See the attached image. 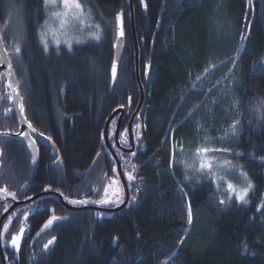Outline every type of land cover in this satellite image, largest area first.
Wrapping results in <instances>:
<instances>
[{
  "label": "trees",
  "instance_id": "trees-1",
  "mask_svg": "<svg viewBox=\"0 0 264 264\" xmlns=\"http://www.w3.org/2000/svg\"><path fill=\"white\" fill-rule=\"evenodd\" d=\"M44 1L0 0V28L10 49L12 25L18 26L19 56L12 66L24 114L55 143L60 160L55 163L57 154L43 144L33 164L25 143L10 135L18 125L2 75L0 187L19 199L48 188L63 197L96 196L113 167L118 174L109 164L106 119L140 100L129 0H81L96 37L48 48L38 36ZM144 1L146 14L132 0L145 122L144 151L132 157L135 200L101 212L69 210L54 195L39 197L43 211L32 217L21 245H3L6 264H264V0ZM119 13L124 50L110 91ZM220 61L226 66L221 73L206 83L197 80L209 63ZM223 86L233 94L219 103ZM203 154L230 160L244 173L249 186L243 203L217 202L221 189L209 176L217 173L201 162ZM91 172L98 183L85 190ZM227 181L233 182L219 183ZM5 203L0 200V215ZM20 208L5 219L1 240L7 222V242L20 231ZM52 214L66 218L31 246Z\"/></svg>",
  "mask_w": 264,
  "mask_h": 264
},
{
  "label": "rangeland",
  "instance_id": "rangeland-1",
  "mask_svg": "<svg viewBox=\"0 0 264 264\" xmlns=\"http://www.w3.org/2000/svg\"><path fill=\"white\" fill-rule=\"evenodd\" d=\"M44 7H45L46 17L38 32L39 40L41 43H43V45L58 46L59 44H64L68 46V43L74 40L82 41L89 37L90 38L96 37V28L94 27L92 23L91 13L81 0H45ZM17 28L18 26H16V22H14L12 25L13 41L11 40L10 49L5 48L7 53L10 52V55L8 54V56L11 58V59L9 58L11 64H13V59L18 58L19 56L18 47H19L20 42H17L15 40L16 35L19 34V30ZM0 31H1V28H0ZM1 36H2V31H1ZM3 43H4V40H3ZM225 67H226L225 62L223 63V61H220L217 63H209L206 69L203 71V73H201V75L197 77V80L202 81L204 83L209 82L216 73L218 72L221 73V71ZM2 75H1V80L3 78ZM1 86H2V82H1ZM3 86H5L6 88L5 84H3ZM221 88H222L221 90L218 89V91H220L219 94L222 95V97H220L221 100L219 101V103L221 101L223 102L224 99H226L229 94L231 95L233 94L232 92L233 90L231 86L229 87L223 86ZM5 93L6 95H8L9 93L8 90H5ZM224 114L225 115L229 114V111L226 110V108L224 109ZM233 126L234 124L228 125V130H231ZM212 154H214V152ZM118 156L120 155L118 154ZM198 156L199 155H197V157ZM200 160L203 164L206 165V168L208 169V171L210 169H213L217 173L216 175L209 174V176H211L217 182L216 183L217 187L221 189V190L219 189L220 191L218 192L217 202H227L231 199H236L238 200V202L240 201V203H243L241 201L245 200L247 188L249 186L247 178L245 177L244 173H242L239 169L235 170V166L233 165V162H231L230 160L222 159L218 156L216 157L213 155L209 156V155L203 154V155H200ZM97 167L98 166L95 165L92 171L95 170ZM208 171H207V174H208ZM113 172H114V175L117 176L116 180H117L118 187L120 188L121 191H123L122 182L120 180V177L115 172V169ZM125 173L127 174L129 173L127 175V177L129 178V176L131 175V171L130 172L126 171ZM94 177L95 176H93V172H91L88 180L83 184V188L85 190L88 189L91 184L98 183V180L94 182L92 181ZM229 178L232 179L233 182L237 181L238 184H235V183L232 184L233 182L229 183L228 181H227V183H229L228 185H225L224 183H219L223 179L228 180ZM104 186L105 184H103L101 187L99 186V189L97 188V191H98L97 195L99 196H92V195L87 194L80 198H77V197H73V198L64 197V198L70 204L80 205V206L81 205H95V206L99 205V206L109 207L112 203L121 204L123 202V201L121 202L123 197L116 199L111 203L101 202L100 197L101 195L104 194L103 192ZM25 199L27 198H23V199L17 198L16 195L9 188L0 187V200L1 201L7 200V203H5L6 207H8V205L11 203L12 200H25ZM28 210L30 209H27V211ZM18 211H19V208L13 212L11 217L14 218L17 215ZM7 223H5V226L3 228L1 243L2 245L10 246V248L14 250L19 245L20 234L22 233L21 232L22 230L16 233L12 241L7 242L4 236V232L7 229Z\"/></svg>",
  "mask_w": 264,
  "mask_h": 264
},
{
  "label": "water",
  "instance_id": "water-1",
  "mask_svg": "<svg viewBox=\"0 0 264 264\" xmlns=\"http://www.w3.org/2000/svg\"><path fill=\"white\" fill-rule=\"evenodd\" d=\"M139 3L141 5V8L143 10V14H146V5L144 0H139ZM129 7H130V21H131V26H132V32H133V37H134V58H135V74H136V80L139 86V91H140V100L137 106V111L139 110L142 101H143V86L140 81L139 77V68H138V58H139V44L136 39L135 31H134V21H133V5H132V0H129ZM124 39H125V33H124V19H123V14L119 13L116 16L115 19V39L112 45L113 48V58H112V63L110 66V91L113 89L116 81H117V74H118V67L120 60L122 58L123 50H124ZM144 41H140V45L143 46ZM4 75L7 83V87L10 92V105L12 107V111L15 117V120L18 124V131L11 133L10 135L13 136L14 138H17L21 140L22 142L25 143L27 147V151L29 155L31 156L33 164H38V159H39V151L38 147L36 144V141L40 142L41 144L47 145L53 151L57 154V163L60 160V155L57 146L55 143L46 135L40 133L37 131L31 123L27 120L26 116L24 115V105H23V97L21 95L19 83L17 81L13 66L10 62L8 53L5 50L4 43L2 40L1 36V31H0V101L3 96V90L1 86V75ZM124 109L122 107H118L113 110V112L108 116L106 119L105 125H104V140L105 144L108 146L109 151L111 152L114 161L116 163V166L119 171L120 178L126 188V182L125 178L123 175L121 163L119 160L118 155L116 152L111 148L110 143H109V128L112 120L116 115L119 113H122ZM136 111V112H137ZM121 118V114L119 115V120ZM130 125L131 122L129 123V130H130ZM118 130H119V121L117 123L116 129H115V141L116 144L118 145ZM119 146V145H118ZM133 149L129 150L132 151ZM113 183L111 182L107 193L104 195V198H108L109 196L111 197L112 200L119 198L120 197V191H112ZM112 191V193L110 192ZM44 195H54L59 199V202L68 208L69 210H83V209H91V210H96V211H101V212H114L116 210L121 209L123 206H125L127 202V198L124 199V201L118 205L115 208H105V207H100V206H95V205H83V206H74L69 203H67L62 194L59 193L58 191L55 190H49V191H43L39 194L33 195L25 200H12L11 204L5 209L2 214L0 215V256L2 260V264H6V257H5V252L1 243V229L3 226V223L5 219L12 213L16 208L26 205L27 203H30L31 201L35 200L36 198ZM126 195H127V189H126ZM128 197V195L126 196ZM35 208H32L25 212L20 220V226L26 223V221L31 217V215L34 213ZM66 217H57V218H48L40 227V229L36 232L34 235L32 241L34 242L37 240L40 236L48 232L49 230L52 229V227L59 223L60 221L64 220ZM115 244V242H114Z\"/></svg>",
  "mask_w": 264,
  "mask_h": 264
},
{
  "label": "flooded vegetation",
  "instance_id": "flooded-vegetation-1",
  "mask_svg": "<svg viewBox=\"0 0 264 264\" xmlns=\"http://www.w3.org/2000/svg\"><path fill=\"white\" fill-rule=\"evenodd\" d=\"M49 47V46H47ZM122 108L124 109V111L122 113H119L118 115H116L114 117V119L112 120L111 122V125H110V131H109V141H110V146L111 148L117 153L119 154L120 156V159L123 161V173H124V178H125V182H126V188L122 182V189L123 191L120 190V188L118 187L117 185V176L112 174L111 176H108V183L105 184L104 186V189H103V192L106 194L107 191H108V188L111 184V182L113 183V187H112V191H116V190H119L120 191V197H123L121 202L124 201L125 198H127V202L125 205H129V203L132 201L135 200V197H134V193H133V190L137 188L138 186V178H137V173L135 171L136 169V165L134 163V161H132V157L134 154H137V152L139 151H144V144L142 143V140H143V131L145 130V122H144V116L142 114V107L140 106L139 110L137 111V106L135 108H133L132 104L130 103L128 105L127 108H124V106H122ZM137 111V112H136ZM121 114V118L120 120L118 119L119 118V115ZM119 121V130H118V145L116 144V141H115V129H116V126H117V123ZM131 122V125H130V130H129V123ZM36 144H37V147H39L40 145H43L41 144L40 142L36 141ZM39 149V148H38ZM133 149L132 151H129ZM109 151V150H108ZM110 153V156L112 157L111 155V152L109 151ZM131 159V160H130ZM114 161L110 162V167L112 166L113 167V163ZM115 166V165H114ZM114 168V167H113ZM112 168V170H114ZM126 171H131V175L129 176V178L127 177V173H125ZM126 189H127V195L128 197H126ZM45 190H51L50 188L48 189H45ZM112 191H110L112 193ZM137 192V191H136ZM101 195L100 197V201L101 202H113L114 200L111 199V197L109 196L108 198H104V195ZM46 196V195H44ZM99 196V195H97ZM42 197V196H40ZM39 198V197H38ZM36 198L35 200L31 201L30 203H27L26 205H23V206H20L18 208L20 209H23L24 211L22 212L25 213L27 211V209H32V208H35L34 210V213L31 215V217L26 221V223H24L23 225L20 226L19 224V227H20V230H22L21 234H20V242H19V245L18 247L21 245V241H22V238L32 229V224H31V219L32 217L40 212V211H43V208L41 205L40 202H36V200L38 199ZM73 198V197H72ZM78 198V197H77ZM117 198V199H119ZM120 202V203H121ZM74 205V204H72ZM120 205L119 203L118 204H111L109 207H116ZM9 206V205H8ZM17 208V209H18ZM21 214V215H22ZM57 218L59 217V215H56V214H52L50 215L49 217H47L43 223L48 219V218ZM60 217H63V216H60ZM42 223V224H43ZM42 224L40 225V227L42 226ZM58 224V223H57ZM56 225V224H55ZM54 225V226H55ZM53 226V227H54ZM52 227V228H53ZM40 229V228H39ZM38 229V230H39ZM37 230V231H38ZM52 230V229H51ZM50 231V230H49ZM48 231V232H49ZM47 233V232H46ZM45 233V234H46ZM45 234H43L42 236H40L37 240H35L34 242L31 240V246L36 243L38 240H40ZM35 235V234H34ZM34 236H32V239H33ZM44 240V239H43ZM43 240H40L41 242ZM51 241H46V243L42 246L44 249H46L48 247V244L50 243ZM17 247V248H18ZM17 248L15 250H17Z\"/></svg>",
  "mask_w": 264,
  "mask_h": 264
},
{
  "label": "bare ground",
  "instance_id": "bare-ground-1",
  "mask_svg": "<svg viewBox=\"0 0 264 264\" xmlns=\"http://www.w3.org/2000/svg\"><path fill=\"white\" fill-rule=\"evenodd\" d=\"M67 202V201H66ZM67 203H69V202H67ZM70 204V203H69ZM60 217V216H59Z\"/></svg>",
  "mask_w": 264,
  "mask_h": 264
}]
</instances>
